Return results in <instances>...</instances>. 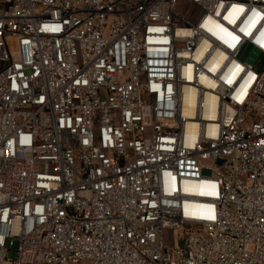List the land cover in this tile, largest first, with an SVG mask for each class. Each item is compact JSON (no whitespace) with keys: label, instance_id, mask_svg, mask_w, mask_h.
<instances>
[{"label":"built area","instance_id":"obj_1","mask_svg":"<svg viewBox=\"0 0 264 264\" xmlns=\"http://www.w3.org/2000/svg\"><path fill=\"white\" fill-rule=\"evenodd\" d=\"M246 46L264 0H0V264H264Z\"/></svg>","mask_w":264,"mask_h":264},{"label":"rangeland","instance_id":"obj_2","mask_svg":"<svg viewBox=\"0 0 264 264\" xmlns=\"http://www.w3.org/2000/svg\"><path fill=\"white\" fill-rule=\"evenodd\" d=\"M201 10L198 7L193 6L192 4L182 1L179 2L175 11H174V17L177 22H181L183 20H186L188 22L195 23L198 18L201 16ZM179 48L185 47L184 44H179ZM241 59L245 61L246 63L252 65L256 71H261L264 67V56L259 54L258 52L254 51L249 46H246L242 50ZM204 175H210L211 173L209 171H203ZM166 238H167V244L170 246L173 243V235L171 231H166ZM185 238L184 233H180L179 240L181 242V245L183 244V240ZM15 253L10 252L9 253V259H14Z\"/></svg>","mask_w":264,"mask_h":264}]
</instances>
